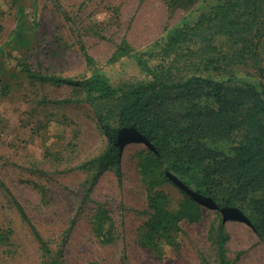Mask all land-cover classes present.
Returning a JSON list of instances; mask_svg holds the SVG:
<instances>
[{
  "label": "rangeland",
  "instance_id": "rangeland-1",
  "mask_svg": "<svg viewBox=\"0 0 264 264\" xmlns=\"http://www.w3.org/2000/svg\"><path fill=\"white\" fill-rule=\"evenodd\" d=\"M232 1L0 0V264H264V234L254 219L193 201L191 191L163 181L167 170L181 176L169 153L127 133L118 136L112 153L116 142L107 128L116 125L121 101L92 103L81 87L32 79L23 66L70 78L98 69L117 88L158 79L178 83L193 75H234L240 81L231 85L264 86V0L253 42L229 52L226 71L208 63L227 42L212 8ZM192 9L193 25L201 23L196 35L170 46L169 32ZM135 53L145 54L157 77L141 70ZM172 94L164 105L138 113L177 119L181 127L193 108L205 106L203 97ZM233 138L203 140L207 147L200 153L230 154ZM210 161L198 162L199 168ZM154 197L185 215L169 238L151 246L143 238Z\"/></svg>",
  "mask_w": 264,
  "mask_h": 264
},
{
  "label": "trees",
  "instance_id": "trees-1",
  "mask_svg": "<svg viewBox=\"0 0 264 264\" xmlns=\"http://www.w3.org/2000/svg\"><path fill=\"white\" fill-rule=\"evenodd\" d=\"M193 10L169 32L170 46L180 45L191 35H196L197 25L201 23L193 25ZM261 10L260 0H235L229 7L217 5L212 8V14L227 34L224 52L211 55L208 60L213 70L226 71L225 68L232 63L229 52H234L240 43L253 42V33L257 31V19ZM18 17L21 30L23 11L19 12ZM22 39L23 33H18L16 40ZM226 47H230L231 51ZM144 56L143 53L133 54L142 71L157 77L156 71ZM23 66L32 79L81 87L92 103L121 101L116 125H108L107 128V134L116 142L112 153L119 149L120 142L116 139L123 133L130 135L129 139L137 140L154 151L169 153L176 162V172L181 176L175 178L167 170L162 173L163 181L177 184L184 192L191 191L187 194L193 201L204 202L210 208L221 209L238 219H254L253 224L264 234L263 85L248 81L231 85L234 80L240 81L234 75L229 76L228 80L193 75L178 83H167L158 79L128 88H117L98 69L86 78H70L38 74L28 64ZM173 91L193 99L203 97L201 100L205 102L204 108L192 109L186 126H178L177 119L154 116L153 113L142 116L138 113L140 109L153 107L154 104L164 105L173 96ZM100 121L103 122L104 118L101 117ZM188 135L192 137L186 139ZM231 138L234 139V145L230 154L200 153L207 147L203 140ZM207 158L211 161L201 170L198 162L203 164ZM16 203L23 218L29 221L22 205ZM151 207L155 213L148 223L143 241L152 246L158 240L170 237L185 211L173 213L157 197L151 200ZM99 230L101 233V226ZM34 233L42 241L39 232L34 230ZM42 245L43 250L50 253L48 246Z\"/></svg>",
  "mask_w": 264,
  "mask_h": 264
},
{
  "label": "bare ground",
  "instance_id": "bare-ground-1",
  "mask_svg": "<svg viewBox=\"0 0 264 264\" xmlns=\"http://www.w3.org/2000/svg\"><path fill=\"white\" fill-rule=\"evenodd\" d=\"M141 144V143H140Z\"/></svg>",
  "mask_w": 264,
  "mask_h": 264
}]
</instances>
